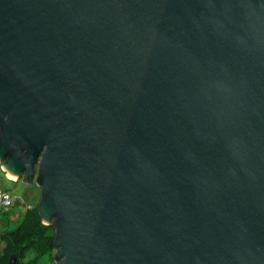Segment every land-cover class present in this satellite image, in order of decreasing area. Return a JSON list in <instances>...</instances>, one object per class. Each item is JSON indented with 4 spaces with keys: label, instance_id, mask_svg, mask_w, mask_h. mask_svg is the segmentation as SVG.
Instances as JSON below:
<instances>
[{
    "label": "water",
    "instance_id": "1",
    "mask_svg": "<svg viewBox=\"0 0 264 264\" xmlns=\"http://www.w3.org/2000/svg\"><path fill=\"white\" fill-rule=\"evenodd\" d=\"M0 162L56 264H264V0H0Z\"/></svg>",
    "mask_w": 264,
    "mask_h": 264
},
{
    "label": "trees",
    "instance_id": "2",
    "mask_svg": "<svg viewBox=\"0 0 264 264\" xmlns=\"http://www.w3.org/2000/svg\"><path fill=\"white\" fill-rule=\"evenodd\" d=\"M2 192L8 194L10 205L4 206L1 202ZM17 203H27V200L17 195L12 197L0 185V264H8L12 255H17L18 264H40V260L45 264L42 257L48 258L49 264H56L53 225L43 222L38 204L32 202H28L25 209L10 215Z\"/></svg>",
    "mask_w": 264,
    "mask_h": 264
},
{
    "label": "rangeland",
    "instance_id": "3",
    "mask_svg": "<svg viewBox=\"0 0 264 264\" xmlns=\"http://www.w3.org/2000/svg\"><path fill=\"white\" fill-rule=\"evenodd\" d=\"M3 162H0L2 164ZM0 185L1 187L7 189L12 197L15 195L19 197H23L28 202H32L34 204L39 203V199L41 197V189L36 184H26L22 180H13L4 172L3 168L0 166ZM27 203H17L13 208L10 215L15 214L22 209H25ZM15 225L18 224L17 221L14 222ZM46 224V223H45ZM56 252V251H55ZM45 259V264H49L50 260L46 257H42ZM40 264H44L42 260H40Z\"/></svg>",
    "mask_w": 264,
    "mask_h": 264
},
{
    "label": "built area",
    "instance_id": "4",
    "mask_svg": "<svg viewBox=\"0 0 264 264\" xmlns=\"http://www.w3.org/2000/svg\"><path fill=\"white\" fill-rule=\"evenodd\" d=\"M1 202L4 203V206H8L11 204V200H10L8 194H6L5 192H2V194H1Z\"/></svg>",
    "mask_w": 264,
    "mask_h": 264
},
{
    "label": "bare ground",
    "instance_id": "5",
    "mask_svg": "<svg viewBox=\"0 0 264 264\" xmlns=\"http://www.w3.org/2000/svg\"><path fill=\"white\" fill-rule=\"evenodd\" d=\"M13 177H15V176H13Z\"/></svg>",
    "mask_w": 264,
    "mask_h": 264
}]
</instances>
